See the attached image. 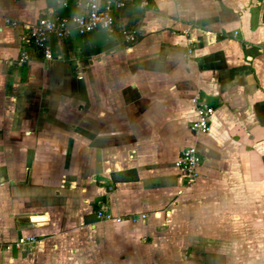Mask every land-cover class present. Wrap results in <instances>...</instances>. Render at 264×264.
Masks as SVG:
<instances>
[{
  "label": "crops",
  "instance_id": "obj_1",
  "mask_svg": "<svg viewBox=\"0 0 264 264\" xmlns=\"http://www.w3.org/2000/svg\"><path fill=\"white\" fill-rule=\"evenodd\" d=\"M77 1L0 0L19 22L0 27V244L37 239L0 264H264V0H133L114 32L73 31L19 66L25 26ZM198 93L216 109L204 134ZM192 145L190 184L175 163Z\"/></svg>",
  "mask_w": 264,
  "mask_h": 264
},
{
  "label": "built area",
  "instance_id": "obj_2",
  "mask_svg": "<svg viewBox=\"0 0 264 264\" xmlns=\"http://www.w3.org/2000/svg\"><path fill=\"white\" fill-rule=\"evenodd\" d=\"M133 0H78L77 10L70 16L60 15L54 9H50L38 21L29 23L21 35V49L17 59L19 66L26 65L32 51L41 52L45 59L53 60L54 52L52 49V39L62 40L71 35L73 31L79 35L86 36L95 31L102 30L112 33L117 27V20L120 13L132 3ZM142 5H149V0H142ZM19 24L15 19L8 16H0V27H17ZM123 40L127 44L138 41L140 31L133 25H122L119 29ZM187 36L188 44L184 53L185 58L190 59L195 51L197 38L192 34L191 28L184 31ZM83 78L82 73L79 75ZM196 108V119L191 123V130L196 134H204L212 129V118L215 114V107L209 104L201 94H196L192 98ZM202 162V155L196 145L183 149L176 161V167L185 177L188 183H193L199 176V167ZM157 213V212H156ZM174 214L173 208L164 211L165 223L171 221ZM149 213L129 214L127 216H117L107 212L103 208L97 210V218L102 221H116L139 223L149 218ZM35 236H23L13 243L0 244L6 249H23L36 242Z\"/></svg>",
  "mask_w": 264,
  "mask_h": 264
},
{
  "label": "trees",
  "instance_id": "obj_3",
  "mask_svg": "<svg viewBox=\"0 0 264 264\" xmlns=\"http://www.w3.org/2000/svg\"><path fill=\"white\" fill-rule=\"evenodd\" d=\"M115 178H118V179H126L127 177L124 176V175L115 174Z\"/></svg>",
  "mask_w": 264,
  "mask_h": 264
}]
</instances>
